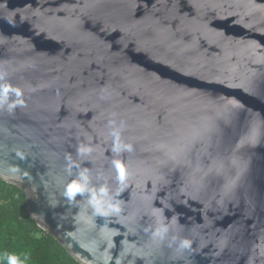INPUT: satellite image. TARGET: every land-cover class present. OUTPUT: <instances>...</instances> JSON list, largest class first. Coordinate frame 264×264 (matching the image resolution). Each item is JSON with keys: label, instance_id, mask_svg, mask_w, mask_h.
I'll use <instances>...</instances> for the list:
<instances>
[{"label": "water", "instance_id": "1", "mask_svg": "<svg viewBox=\"0 0 264 264\" xmlns=\"http://www.w3.org/2000/svg\"><path fill=\"white\" fill-rule=\"evenodd\" d=\"M5 85L0 178L76 260L264 264V0H0Z\"/></svg>", "mask_w": 264, "mask_h": 264}, {"label": "trees", "instance_id": "2", "mask_svg": "<svg viewBox=\"0 0 264 264\" xmlns=\"http://www.w3.org/2000/svg\"><path fill=\"white\" fill-rule=\"evenodd\" d=\"M26 192L0 178V264L16 255L22 264H82L31 216Z\"/></svg>", "mask_w": 264, "mask_h": 264}, {"label": "clouds", "instance_id": "3", "mask_svg": "<svg viewBox=\"0 0 264 264\" xmlns=\"http://www.w3.org/2000/svg\"><path fill=\"white\" fill-rule=\"evenodd\" d=\"M10 91V87L5 85L2 90H0V97H6ZM14 93L19 94L18 89H12ZM22 103V101H20ZM113 134L118 138L119 130L114 129ZM127 150H132V145L128 144L124 146ZM121 145L117 142L116 151H119ZM78 151L80 153H84L86 151H90V149L85 146H81ZM69 159H71L69 157ZM113 167L117 173V179L120 182L125 181L126 179V166L122 160H114ZM90 178L87 174V170H82L79 172L77 178L73 179L66 187L65 194L68 198L74 199L77 195H83L85 193L89 194V203L93 206L95 212L98 215L106 216L110 212L119 211V206L116 203H113L108 199L109 196V188L107 186H101L99 189L94 187H90ZM6 264H22L19 257L16 255H7L5 257Z\"/></svg>", "mask_w": 264, "mask_h": 264}]
</instances>
